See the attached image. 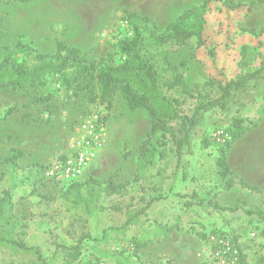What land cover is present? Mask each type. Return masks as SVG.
<instances>
[{
	"label": "rangeland",
	"instance_id": "obj_1",
	"mask_svg": "<svg viewBox=\"0 0 264 264\" xmlns=\"http://www.w3.org/2000/svg\"><path fill=\"white\" fill-rule=\"evenodd\" d=\"M202 1L12 0L5 3L0 0V44H13L20 39L40 52H51L55 42L62 41L66 46L77 48L89 62L112 54V64H117L121 58L115 53L116 47L132 35L131 26L122 20L125 12L147 15L162 29L181 11L200 5ZM206 20V46L196 47V38L191 37L168 51L174 64L185 62L183 80L192 93L215 97L219 94L218 82L225 83L264 66V32L255 36L243 30L259 31L264 26V0L248 13L244 9L230 11L212 2ZM251 83L235 92V103L225 109H210L202 115L190 131L179 159L174 142L170 140L166 155L156 158L142 172L137 169L138 147L148 132L149 117L144 109L129 110L118 90L107 106L99 101L94 81L73 91L63 86L55 75L48 76L42 87L1 89L0 194L9 190L15 202V214L24 216L27 223L24 242L36 247L41 258L48 259L56 243L71 245L83 234L99 239L105 231L101 241L87 238L82 241L78 264L98 261L115 264V254L131 252L134 241L143 233L151 235L158 226H174L171 231L176 230L177 234H196L200 228L196 224L201 219L208 235L219 234L215 232L235 235L241 244L250 245L246 252L257 250L259 241L264 240L260 237L264 233V222L243 212L256 206H247L239 200V208L233 212L212 207L222 185L217 164L219 150L209 139L217 127L227 128L233 117L242 118L245 125L257 119L259 109L264 107V76L254 85ZM168 94L177 95L174 91ZM178 98L183 99L182 96ZM11 106L17 109L3 119ZM192 109L193 100L187 99L180 105L183 114L190 115ZM92 110L105 117L106 140L99 156L81 179V193L85 196L84 181L89 178L103 183L111 180L117 185L128 184L121 194L101 198L95 207L90 204L76 206L72 204L75 196L64 198L63 185L44 177L40 179L30 169L32 165H49L69 154L75 127ZM169 127L177 130L174 122ZM13 152L14 160L6 161ZM247 195L254 198L249 201L260 202L258 208L264 213V196L253 192ZM148 201L151 204L137 224L124 232L112 230L123 224L127 213L144 207ZM155 244L136 251L143 264L165 262L153 257ZM197 253V264H206ZM29 259L27 255H14L0 249V264H24ZM53 264L63 262L58 259Z\"/></svg>",
	"mask_w": 264,
	"mask_h": 264
},
{
	"label": "trees",
	"instance_id": "obj_2",
	"mask_svg": "<svg viewBox=\"0 0 264 264\" xmlns=\"http://www.w3.org/2000/svg\"><path fill=\"white\" fill-rule=\"evenodd\" d=\"M10 1L12 0H5V3H10ZM261 1L241 3L232 0H204L200 5L181 11L162 29L158 28L154 20L147 15L125 12L122 20L131 26L132 35L123 39L116 47L115 53L119 54L121 58L117 64H112V54H108L107 57L100 58L96 62H89L77 48L66 46L62 41H56L55 49L51 52H40L31 44L20 39L13 44H0V90L26 86L42 87L48 76L56 75L60 78L63 86L73 89V91L82 84L89 86L94 81L98 86L99 101L107 106L113 93L118 90L129 110L144 109L149 117L148 132L138 147L137 169L142 172L156 158L160 159L166 155V145L170 140L174 142L176 157L179 159L183 146L188 142L190 131L199 123L205 112L216 107L225 109L229 104L235 103V92L245 88L251 82V85H254L256 80L264 76V66H260L244 76L230 79L225 83L218 82V96L194 94L183 80L182 69L185 62L180 61L178 64H174L169 58L168 49L182 44L191 37L196 38V47L207 45L205 41L206 14L212 2H217L230 11L244 9L248 13ZM243 30L259 36L264 32V26L259 31L253 28ZM210 54L213 55L211 49ZM170 91H174L177 95L168 94ZM179 96L183 97L182 101L178 98ZM187 99L193 100V109L190 115L180 111V105ZM16 109L15 106L9 107L2 118H6ZM262 115H264V107L259 109L257 119L246 125L242 118L233 117L230 120L226 128L230 134V141L224 145H217L219 150L218 175L222 185L220 192L230 190L235 183L251 192H257L256 187L249 186L241 180L235 181L226 161V152L232 142L250 132L257 125L258 119ZM104 118L102 119L104 120ZM173 122L177 125L176 131L169 127V124ZM15 156V152H13L6 158V161L11 162ZM45 167L32 165L30 170L41 179ZM127 184L128 182H124L117 185L111 180L103 183L101 180L89 178L84 181L85 196L81 193V180L64 184L63 196L66 199H69L71 195L75 196L72 198L73 205L87 206L90 204L95 207L94 204L101 198L121 194ZM239 203L240 201L237 200L233 207H222L214 203L212 207L218 211L233 212L239 208ZM150 204L151 201H148L144 207L127 213L123 224L119 227H112V230L124 232L128 227L137 224L139 217ZM14 208L15 202L10 191L3 190L0 194V249L9 250L14 255L29 256V261L24 264H53L58 259L63 264H78L82 241L87 238L97 242L105 237V231H103L99 239L83 234L74 244L56 243L51 257L43 259L36 247L29 246L24 242L27 223L24 216L15 214ZM243 212L249 216L255 215L259 221L264 222V213L258 207ZM173 228L174 226L163 228L158 226L151 235L143 233L140 239L134 241L131 252L118 251L115 254V264H143L136 251L147 245L160 242L168 236ZM215 233L227 235L221 232ZM196 235L205 241L208 234L197 231ZM229 237L238 247L239 264L264 263V240L259 241L260 246L257 250L246 252L251 248L250 245L241 244L235 235H229ZM260 237H264V233H261ZM131 256L135 259H131ZM100 262L103 263V261L96 263ZM163 264H170L169 260Z\"/></svg>",
	"mask_w": 264,
	"mask_h": 264
},
{
	"label": "crops",
	"instance_id": "obj_3",
	"mask_svg": "<svg viewBox=\"0 0 264 264\" xmlns=\"http://www.w3.org/2000/svg\"><path fill=\"white\" fill-rule=\"evenodd\" d=\"M226 161L236 182L241 180L249 186L256 187L257 192L253 194L264 196V115L258 119L257 125L250 132L231 143L226 152ZM240 187L235 183L230 190L217 194L215 198L217 205L233 207L237 200H241L247 206L259 207L260 202H251L254 198L247 195L251 192ZM196 226L200 227L199 232L206 234L207 229L203 220L199 219ZM202 243L203 240L194 233L177 234V231L173 230L155 244L153 257L169 260L170 264H197L195 253L201 248Z\"/></svg>",
	"mask_w": 264,
	"mask_h": 264
},
{
	"label": "built area",
	"instance_id": "obj_4",
	"mask_svg": "<svg viewBox=\"0 0 264 264\" xmlns=\"http://www.w3.org/2000/svg\"><path fill=\"white\" fill-rule=\"evenodd\" d=\"M102 118L96 110L82 118L74 129L72 151L46 165L42 171L45 179L61 185L82 179L88 167L99 156L106 140V124ZM209 139L215 145H224L230 141V134L225 127H217L210 133ZM251 235L254 236V233ZM197 256L206 264H239L236 243L222 234L207 235Z\"/></svg>",
	"mask_w": 264,
	"mask_h": 264
}]
</instances>
